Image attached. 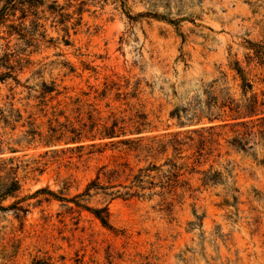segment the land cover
<instances>
[{
  "label": "rangeland",
  "instance_id": "rangeland-1",
  "mask_svg": "<svg viewBox=\"0 0 264 264\" xmlns=\"http://www.w3.org/2000/svg\"><path fill=\"white\" fill-rule=\"evenodd\" d=\"M83 1L43 0L37 32L44 36L27 46L12 36L24 58L17 77L31 89L0 83V103L13 86L14 105L26 116L24 97L29 93L35 103L42 81L61 91L50 103L76 95L93 100L111 87L94 100L102 115L108 101L125 116L144 113L149 126L142 134L178 131L180 144L138 160L109 147L97 153L66 141L28 142L27 126L11 130L0 123V186L10 177L20 184L0 199V264H264V140L237 149L228 143V127L201 137L208 136L202 126L229 118L226 107H216L225 93L242 98L234 60L264 97V62L246 61L248 41L264 43V0ZM116 91L120 100H113ZM114 158L157 169L142 178L143 189L132 186L137 195L90 190L80 196L85 205L106 206L113 229L71 201L32 195L44 187L73 197ZM172 163L178 176L166 180ZM130 178L113 183L130 185Z\"/></svg>",
  "mask_w": 264,
  "mask_h": 264
},
{
  "label": "trees",
  "instance_id": "trees-1",
  "mask_svg": "<svg viewBox=\"0 0 264 264\" xmlns=\"http://www.w3.org/2000/svg\"><path fill=\"white\" fill-rule=\"evenodd\" d=\"M54 1V0H53ZM83 3L84 1L81 0ZM43 4V0H0V83L7 80H12L15 85L22 84L19 80L18 72L22 69L24 58L20 56L22 53L20 49L16 48L17 44H11L12 36L23 43L31 45L32 42L38 41L36 35L40 27L38 22V7ZM16 11L19 14H16ZM29 19L28 25L25 20ZM44 34H41L42 37ZM247 48L251 50V54H247L246 61L256 60L258 63L264 62V43L248 41ZM26 61V60H25ZM231 68L235 71L240 79V90L242 98L235 100L225 93L221 98L220 104L216 107L218 109L226 107L228 110L227 116L229 118L221 119V123L211 124L204 128L202 131H207V135L201 134L202 139L212 137L216 132L212 131L215 128L228 127L233 136L228 140V143L237 148L244 150L251 142V139L258 137L264 140V97L258 98L256 92L252 91V82L246 77L245 69L240 65L238 60H234ZM42 87L38 91V95L33 98L37 99L35 103L30 104L29 100L31 95L28 93L24 98L27 100L23 105V111L27 112L23 116L21 109L15 107L13 99L14 92L11 90L13 86H9V93L5 95V100L0 103V123L4 127H9L11 130L17 126H27L23 131L22 136L28 138V142L38 140L43 145H50L60 141L77 143V148H82L85 145L88 147L96 148L93 151L102 153L106 147L116 149L124 154L133 153V157L147 159L157 154H162L167 150L169 145L173 149H177L176 145L180 144L176 132H164L160 135H145L142 134L149 126L146 121L144 113L135 112L134 115L125 116L123 110H115L110 107L109 101L105 102V107H108L105 115H102V110L97 107L94 100H103L109 94L108 90L111 87H105L93 96V100L82 99L80 96L67 97L68 100L57 99L55 103H50L53 99L57 98L61 91L55 87L54 82L49 84L42 81ZM24 85V84H22ZM25 87L31 89L29 86ZM54 92V94H51ZM249 93V95H248ZM86 95V92H82ZM121 93L116 91L113 95V100H120ZM217 100V99H216ZM128 105V104H127ZM27 107L33 109L28 110ZM219 118L217 115L208 117L209 121ZM40 119V124L36 125L35 122ZM45 125V130H40L41 125ZM200 130V131H201ZM198 131V130H195ZM218 134V133H217ZM170 135L167 141H164L163 136ZM103 141V143H101ZM89 141L87 144H83ZM97 141V142H96ZM109 145V146H108ZM115 157V156H113ZM118 157H121L118 155ZM112 166L107 163L101 164L96 171L95 176L89 180L84 189L75 194L73 197L66 198L64 196L56 195L53 191L45 189L44 187L36 189L32 195L41 192H47L50 196L56 199L73 202L76 207L86 209L95 218L99 220L101 225L108 229H113L109 220V212L106 206L92 207L81 203L80 196L90 195V190L110 195L111 197L133 196L137 195L136 190H132V186H140L143 177H149V172L157 169L154 164L149 163L145 167H137L131 165L127 160L113 159ZM171 170L163 174L166 180L171 177H177V171L174 163L171 164ZM123 176L124 179L130 178L132 182L130 185L114 184L113 181ZM104 179V182L100 178ZM203 180H210L206 177ZM115 185L123 186L124 192L110 191L107 193L105 190L114 187ZM20 188L19 181L15 177H10L8 183H3L0 186V199L12 195ZM16 203V202H15ZM3 208L0 205V209ZM33 264H40L35 261ZM44 264H52L46 262Z\"/></svg>",
  "mask_w": 264,
  "mask_h": 264
}]
</instances>
